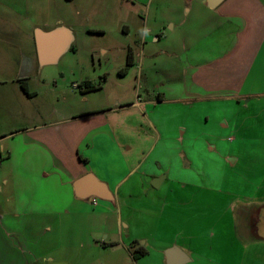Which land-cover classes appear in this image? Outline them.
Listing matches in <instances>:
<instances>
[{
	"label": "rangeland",
	"instance_id": "rangeland-1",
	"mask_svg": "<svg viewBox=\"0 0 264 264\" xmlns=\"http://www.w3.org/2000/svg\"><path fill=\"white\" fill-rule=\"evenodd\" d=\"M98 2L94 0L92 4ZM102 13L105 18L92 14L90 17L106 32L76 45L79 56L70 63L62 58L58 64L46 66L50 81L42 87L35 71L37 65L29 55V43L27 39L22 41L23 35L18 33V26L23 28L25 20L16 11L0 6V235L11 234L10 244L16 245L8 254L0 253V264H30V260L32 264H165L161 244L149 245L148 255L142 257L135 250L134 241L127 238V234L132 238L136 234L157 233L166 242L177 239L178 246L180 234L191 235V244L180 247L190 259L185 264H264V235L260 232L263 215L255 212L252 219L246 220L253 205L248 203L253 202L255 211H259L255 202L264 200V95L251 96L240 106L217 99L184 105L168 102L156 108L154 114L146 104L140 109L111 110L120 101H133L135 94L140 102L156 99L158 82L165 78V84L169 81L162 72L163 65L153 68L138 61L134 34L141 31V22L138 20L139 30H132L126 37L125 23L116 19L111 7ZM130 21L126 23L129 26ZM127 44L133 48L136 63L134 68L129 67L127 75L121 76L120 70L126 67ZM61 65L72 72L53 74ZM21 67L33 70L29 83L35 85L38 96L32 101L23 100L13 84L17 78L13 69ZM107 76L105 87L90 91L87 98L90 105L107 106L105 116L120 144L121 156L119 152L111 155L115 167L112 182L118 184L120 213L115 207L101 215H76L71 210L70 214L47 219L42 215L18 219L24 215L25 204L19 208L8 154L12 163H19L23 162L25 146L37 147L26 131L20 130L52 117L54 108L63 107L71 99L73 82L77 85L80 78L87 77L102 87ZM98 159L95 156L94 160ZM153 171L162 174L158 178L168 174L157 189L153 180L148 182V174ZM63 180L64 187L59 180L35 185L30 182L24 188L22 202L34 197L36 201L25 202L26 206H62L71 194L70 183ZM169 188L176 194L168 193ZM14 213H19L15 220L9 222L4 217ZM120 214L122 234L116 219ZM7 224L12 231L7 230ZM233 233L239 240L233 238Z\"/></svg>",
	"mask_w": 264,
	"mask_h": 264
},
{
	"label": "crops",
	"instance_id": "crops-1",
	"mask_svg": "<svg viewBox=\"0 0 264 264\" xmlns=\"http://www.w3.org/2000/svg\"><path fill=\"white\" fill-rule=\"evenodd\" d=\"M93 1L0 0L1 8L6 11H16L18 16L25 20L23 28L18 26V33L23 35L22 41L25 42L27 39L29 43V55L37 65L35 71L40 76L42 87L50 81L48 77L50 71L45 69L50 65L43 66L38 63L35 32L40 30L48 33L59 29L64 30L57 38L62 41L68 37L70 45L54 64H58L62 58H66L68 64L75 56H79V47L76 45L85 44L92 35H101L106 32V29L91 21L90 15L105 18L102 12H106L111 7L116 19L125 23L123 31L126 37L131 35L132 30L136 28L139 30L138 20L141 22V31L134 34L137 37L135 40L139 49L138 61L140 64L146 63L147 67L153 66V68L163 65L162 72L166 74L169 81L165 84V78V81L158 82L156 99L149 98L145 102H140L135 94L133 101H120L111 110L120 107L140 109L142 104H146L154 114L157 111L156 108L168 102L184 105L191 101L209 102L217 99H224L227 103L233 101L231 104L240 106L243 100L251 96L264 95V0H224L215 8L208 7L206 0H196L197 3L194 4L195 0H169V2L99 0L96 5L92 4ZM178 1L182 4H178ZM185 2L190 3L187 5ZM107 3L109 5H106ZM128 19L131 20L130 26L126 24ZM127 45L129 46L126 59L130 52L132 68H134L135 54L130 44ZM76 63H80V58H77ZM127 70L125 73L120 72L119 75H127ZM56 72L54 70L52 73L62 76L65 72L70 73L72 70L61 65V69H56ZM13 73L17 76L13 84H16L20 97L25 101L34 100L38 92L34 88L35 85L29 83L33 70L26 67L14 68ZM108 79V76L103 79L102 87L101 83L97 86L87 77L80 78L77 85L73 82L74 92L71 99L65 101L66 105L54 108L53 116L43 120V123L20 130L26 131L25 134H28L37 147L31 149L25 146L22 151L23 162L19 163H12V156L8 154L12 186L15 187L17 196L20 198L19 208L23 203L25 204L23 206L25 216L18 218L22 209L11 217L4 215L10 219L9 222L16 218L28 219L25 217L29 215H42L41 217L45 218L51 215L70 214L71 210L73 214L85 216L101 215L106 213L104 211L115 207L116 211H119L117 209L119 188L117 183L112 182L115 167L111 155L119 152L121 156L120 144L105 116L107 106L94 105V103L90 105L87 98L90 90L86 89L88 85H92L96 87L94 90L98 91L97 89L100 88L102 90ZM53 82L56 84L54 80ZM2 139L1 137L0 140ZM101 141H105L104 146L101 145ZM95 156L99 158L97 161L94 160ZM87 174H91L98 182L106 186L111 194L108 200L97 199L94 205L93 197L79 199L75 196L74 181ZM161 175L159 172H150L148 182ZM163 177L157 188L167 180L168 174L166 173ZM64 178L71 185V194L69 201L62 206L50 205L44 209H38L26 206L25 200L22 202L21 197L25 195L24 188L30 182L35 185L40 184V181L47 183L59 180L58 182L64 187ZM157 188L154 187V189ZM184 188L185 185H182L181 189ZM168 193L175 192L169 188ZM29 199H32L27 202L29 204L36 201L34 197ZM255 203L258 204L259 211L257 209L255 211L253 202L248 203L249 206L253 205L252 210H249V216L246 215V220L252 219L251 215L255 212L263 215L264 218V200H257ZM90 208L100 210L92 212ZM119 216H116V219L118 231L122 234L121 214ZM6 226L8 231H12V226L8 224ZM260 232L264 235V226ZM2 235L4 236L0 235V253L8 254L16 245L10 244L11 234L2 233ZM128 235L127 238L134 241L135 250L141 247L145 249L146 254L142 257L148 255L149 245L161 244L164 262L165 251L170 247L178 246L177 239L166 242L157 237L158 233L147 236L136 234L132 238ZM210 235L214 237L213 233ZM232 236L235 240H239L235 238L234 233ZM190 237L191 235H185V233L179 235L180 250H182L180 248L182 244H191L190 241L193 239ZM30 262L33 261L30 260Z\"/></svg>",
	"mask_w": 264,
	"mask_h": 264
},
{
	"label": "water",
	"instance_id": "water-1",
	"mask_svg": "<svg viewBox=\"0 0 264 264\" xmlns=\"http://www.w3.org/2000/svg\"><path fill=\"white\" fill-rule=\"evenodd\" d=\"M224 0H206L208 7L215 8ZM64 30L59 29L52 32L44 33L40 30L35 32L36 53L40 65L54 64L60 56L67 50L70 40L66 37L64 40H58L57 36ZM162 178H155L152 182L154 187H158ZM75 196L79 199H88L90 197L108 200L111 194L103 183L98 182L91 174L84 175L76 179L73 183ZM189 261L186 253L178 247L173 246L165 251L166 264H185ZM47 264H64L60 262H49Z\"/></svg>",
	"mask_w": 264,
	"mask_h": 264
},
{
	"label": "trees",
	"instance_id": "trees-1",
	"mask_svg": "<svg viewBox=\"0 0 264 264\" xmlns=\"http://www.w3.org/2000/svg\"><path fill=\"white\" fill-rule=\"evenodd\" d=\"M131 65H132L131 53L128 52L127 59H126V67H125L124 69H122L120 72H121V73H125L126 70L128 69V67L131 66ZM95 88H96V87H94V86H92V85H88L86 89L91 91V90H94ZM137 252H138V254H139L140 256H143V255L146 254L145 249H143L142 247L139 248V249L137 250Z\"/></svg>",
	"mask_w": 264,
	"mask_h": 264
},
{
	"label": "built area",
	"instance_id": "built-area-1",
	"mask_svg": "<svg viewBox=\"0 0 264 264\" xmlns=\"http://www.w3.org/2000/svg\"><path fill=\"white\" fill-rule=\"evenodd\" d=\"M92 203H93L94 205H96V203H97V199H96V198H93V199H92Z\"/></svg>",
	"mask_w": 264,
	"mask_h": 264
},
{
	"label": "flooded vegetation",
	"instance_id": "flooded-vegetation-1",
	"mask_svg": "<svg viewBox=\"0 0 264 264\" xmlns=\"http://www.w3.org/2000/svg\"><path fill=\"white\" fill-rule=\"evenodd\" d=\"M132 66V65H131ZM130 67V66H129ZM30 264H32V262H30Z\"/></svg>",
	"mask_w": 264,
	"mask_h": 264
}]
</instances>
